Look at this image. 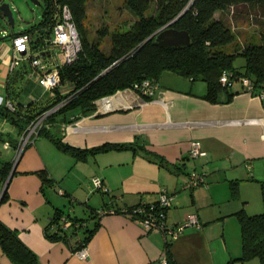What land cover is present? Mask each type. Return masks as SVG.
Here are the masks:
<instances>
[{
  "label": "crops",
  "instance_id": "obj_1",
  "mask_svg": "<svg viewBox=\"0 0 264 264\" xmlns=\"http://www.w3.org/2000/svg\"><path fill=\"white\" fill-rule=\"evenodd\" d=\"M239 24L233 26L239 30L236 41L248 39L247 28ZM254 30L258 42L259 29L254 26ZM11 37L0 38L4 97H10L5 91L8 76L19 67L29 69L24 60L11 66ZM36 76L30 71L15 82L17 100L42 102L50 95ZM206 88L204 80L165 70L149 99L132 88L120 89L98 99L94 112L54 124L62 141L86 149L82 159L61 150L45 135L36 136L18 155L19 128L16 138L5 137L0 124V159L11 162L5 187L6 180L0 183V221L35 254L34 264H167L168 241L176 264H260L256 257L238 260L242 240L237 212L251 215L264 210V99L244 91L239 80L232 82L229 100H207ZM221 96L225 98L224 93ZM246 118L257 121L231 122ZM192 140L201 142L204 155H188ZM131 142L135 148L90 151ZM42 170L50 181H42L37 173ZM193 171L204 173V183L188 188L185 182ZM92 177H100L109 191L94 188ZM4 189L7 197L1 200ZM162 189L172 195L165 210L167 225L176 227L193 213L200 225L186 226L172 237L165 231L145 230L121 211L106 212L78 251L71 244L81 235L67 243L45 233L55 209L83 218L88 226L93 209L156 203ZM0 264H16L1 247Z\"/></svg>",
  "mask_w": 264,
  "mask_h": 264
},
{
  "label": "trees",
  "instance_id": "obj_2",
  "mask_svg": "<svg viewBox=\"0 0 264 264\" xmlns=\"http://www.w3.org/2000/svg\"><path fill=\"white\" fill-rule=\"evenodd\" d=\"M150 2L151 0L123 1V5L132 11L136 18L128 28H117L111 34L108 49L105 50L101 47L104 29L98 31L97 37L88 36L84 23L86 0H45L43 18L39 23L28 29L10 33L31 34L30 55L20 60L26 61L29 69L19 67L14 75L8 76L5 91L10 97L5 98L12 102L13 109L4 104L0 105V116L16 124L22 134L32 120L59 104L45 116L37 136L49 137L58 148L82 159L85 157L86 149L62 141L52 126L60 122H72L94 112L98 99L120 89L135 90V85L145 78L158 82L162 71L171 70L191 80H204L207 87L204 97L211 102L229 100L233 94L230 91L232 82L240 81L239 78L242 76L250 78L254 91L264 88V0H155V11L146 14ZM64 3L70 7L72 19L79 32L81 47L73 61L58 64V83L49 89L50 95L44 101L17 100L18 92L13 88L14 84L22 81L24 75L30 71L33 75L42 74L44 68L49 69L56 61L55 51L49 46V39L53 24L58 19L60 6ZM178 14L180 15L170 23V26L188 31L189 45L169 47L153 42L152 38L147 39ZM247 18L255 20L259 29V41H249L240 48H235L238 32L234 31L233 26L246 21ZM37 54L43 57L45 63L43 69L32 64V59ZM236 56L244 59L241 68L234 66ZM223 71L230 75L232 81L230 84L220 81ZM36 80L41 85L37 76ZM243 90L245 91L244 87ZM222 93L225 95L224 99ZM143 96L146 99L152 97ZM108 148L135 147L133 142L111 143L92 148L90 151ZM10 167L11 162L0 159V183L6 180ZM37 173L43 182L51 180L45 171ZM6 197L7 190L4 189L1 200ZM100 208H113L115 212L122 210L111 206L93 209L90 216L94 223L89 227L84 224L83 218L62 215L55 209L45 233L52 240H64L67 243L81 235L80 239L74 241V245L71 244L73 251L81 250L98 227L99 217L102 215L98 213ZM237 215L242 240V252L238 260L244 262L256 257L260 264H264V210L251 215L240 210ZM65 221L69 222L66 226L63 225ZM169 245L170 241L166 243V263L176 264L170 255ZM0 247L16 264H34L36 260L35 254L20 240L17 233L1 221Z\"/></svg>",
  "mask_w": 264,
  "mask_h": 264
},
{
  "label": "built area",
  "instance_id": "obj_3",
  "mask_svg": "<svg viewBox=\"0 0 264 264\" xmlns=\"http://www.w3.org/2000/svg\"><path fill=\"white\" fill-rule=\"evenodd\" d=\"M12 41V50H13V59L12 65L18 64V62L23 59L25 56L30 55V40L31 34L28 32H19L17 34L11 35ZM49 46L52 50L55 51L56 61H54L51 67L45 69V63L43 62V57L38 54L32 59V64L34 66H40L43 70L42 74L37 75V79L41 85L47 89H51L58 83V64L70 63L76 57L77 52L81 47V41L77 27L72 19V13L70 7L67 3H64L60 6L58 19L55 21L52 27L51 37L49 39ZM38 53V52H37ZM36 54V53H35ZM245 91L251 94H255L260 99H264V88L259 91H254L253 84L250 78L242 76L239 78ZM220 81L224 84H230V75L223 71L220 76ZM158 88V82L145 78L140 83L135 85V90L142 95L153 96ZM5 105L9 109H13V104L9 99H6L3 95L0 94V105ZM59 106L56 105L49 110L42 113L36 119L32 120L22 132L19 144L17 148L18 155L22 148L30 143L38 133V129L41 126L45 116L55 110ZM251 123L257 121L253 118H246L244 120H233V123ZM205 154L201 142L199 140H192L190 143V148L188 155L190 157H199ZM17 155V156H18ZM204 173L193 171L189 173L188 178L185 182V186L192 188L198 184L204 183ZM94 187L100 189L101 191L109 190L104 184L100 177H93L92 180ZM172 200V195L169 194L165 189H162L158 195V200L156 203H148L141 201L137 204H134L131 208H122L121 212L127 216L138 221L145 230L152 231H165L171 234L172 237H176L179 231H181L186 226H199L200 222L196 214H190L180 224L176 227H171L166 224L165 221V210L170 205ZM106 212H115L113 208L109 209H98L99 214H104ZM69 222L65 221L64 226L68 225ZM81 256L85 255V251L80 252Z\"/></svg>",
  "mask_w": 264,
  "mask_h": 264
},
{
  "label": "rangeland",
  "instance_id": "obj_4",
  "mask_svg": "<svg viewBox=\"0 0 264 264\" xmlns=\"http://www.w3.org/2000/svg\"><path fill=\"white\" fill-rule=\"evenodd\" d=\"M123 1L124 0H86V18L84 23L88 36L90 38L97 37L98 31L104 29L105 34L103 38L101 37V47L105 50L108 49L111 34L115 32L117 28H128L130 23L136 18L134 13L123 5ZM0 2H6L9 4L14 19V25L11 26L4 17H0V37H11V31L17 32L23 29H28L36 23H39L43 18L45 0H39V3H35L32 0H0ZM152 11H155V0H151L149 8L146 10V14H150ZM254 21V19L247 18L246 21L239 24L240 26L247 28V30L244 31L251 36H249L248 39L246 38L247 40L241 36L242 39L236 41V44H234L236 45L235 48H240L247 41H254L256 39L257 33L254 34V31L257 30H254V26L256 28H258V26ZM233 29L235 32L239 31L236 28ZM255 42H257V40H255ZM243 62L244 59L241 56H236L233 61L234 66L237 68H241ZM0 124L5 128V137H7V135L8 137H17L18 127L16 124L2 116H0ZM2 144V140H0V148L2 147ZM91 179L93 180V177ZM92 221L93 219L88 223L89 227L92 225Z\"/></svg>",
  "mask_w": 264,
  "mask_h": 264
},
{
  "label": "water",
  "instance_id": "obj_5",
  "mask_svg": "<svg viewBox=\"0 0 264 264\" xmlns=\"http://www.w3.org/2000/svg\"><path fill=\"white\" fill-rule=\"evenodd\" d=\"M35 3H39V0H32ZM180 14H178L174 19L160 27L157 31H155L152 35L148 36L147 39L152 38V41L163 45V46H180V45H189L190 44V35L188 31L186 30H179L172 26H170V23H172ZM0 17H4L11 26L14 25V19L12 15V10L8 3L6 2H0ZM12 173V169L9 173ZM8 178L6 179L3 188L5 187V184L7 183Z\"/></svg>",
  "mask_w": 264,
  "mask_h": 264
}]
</instances>
